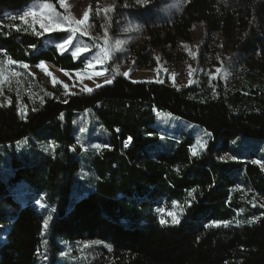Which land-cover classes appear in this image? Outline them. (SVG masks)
Wrapping results in <instances>:
<instances>
[{
  "label": "trees",
  "instance_id": "trees-1",
  "mask_svg": "<svg viewBox=\"0 0 264 264\" xmlns=\"http://www.w3.org/2000/svg\"><path fill=\"white\" fill-rule=\"evenodd\" d=\"M32 1L0 0V48L19 62L47 61L62 69L81 68L80 61L54 47L34 53L41 39L22 27L13 31L6 27L10 21H5L3 11L20 10ZM111 1L118 9L125 0ZM197 21L211 23L228 37L250 36L246 48L253 50L263 42L259 32L264 33V0H188L172 22H165L166 42L174 44L175 36L188 39ZM149 31L154 44L160 43L161 30L153 25ZM145 62L150 64V60ZM200 79L197 86L177 87L134 82L117 74L111 84L92 92L65 93L60 84L50 86L52 93L37 108L30 105L24 115L15 98L10 104H0V148L36 135L59 144L67 161L49 157L40 167L27 161L18 168L23 172L20 175L12 169L8 176L0 168V264H38L44 245L53 253L59 248L58 238L69 243H109L111 247L102 248L93 264H264V208L251 207L245 194L233 189L234 184L244 183L250 192L264 196V184L256 181H264V171L251 158L221 157L230 152L229 144L238 136L264 140V51L250 64L235 91L225 90L222 82L209 87L204 75ZM155 109L202 125L211 134L206 150L193 155L192 137L173 139L168 134L163 139H170L173 146L164 150L169 142L165 140L160 149H153L161 137ZM86 110L107 131L111 150L94 151L90 161L107 164L106 170L95 172V189L69 203L82 152L78 145L75 154L70 152L77 142L73 119ZM50 162V173L58 166L65 182L44 238L43 213L32 201H19L9 185L26 180V171H35L40 176L35 183L37 193L51 190ZM235 170L241 174L230 180L228 174ZM164 196L178 201L174 208L181 209L179 224L160 223L158 208L165 203ZM53 200L48 198L50 204ZM202 205L214 213L199 215Z\"/></svg>",
  "mask_w": 264,
  "mask_h": 264
},
{
  "label": "rangeland",
  "instance_id": "rangeland-1",
  "mask_svg": "<svg viewBox=\"0 0 264 264\" xmlns=\"http://www.w3.org/2000/svg\"><path fill=\"white\" fill-rule=\"evenodd\" d=\"M187 1L125 0L117 9L115 2L111 0H64L63 4L60 0H57V4L53 1L33 0L20 10L3 11L5 21L6 19L10 21L6 25L9 30H20L22 27L23 30L30 31L41 39V44L34 48V53L40 49L54 47L60 54L72 55L77 46L87 51L74 57L76 61L82 63L79 69H62L43 61L47 72L52 74L49 76L36 67L37 64L15 61L0 48V104H10L11 99L15 98L20 113L26 114L30 105L37 108L44 97L52 93L49 87L54 86L53 76L65 93L85 91V88L94 89L97 84L105 85L106 79L113 81L115 75L125 76L124 73H128L125 77L134 82H160L177 87L197 86L201 75H204L208 78V85L211 88H214L217 82H222L227 91L239 89L250 64L264 51V33L259 32L263 42L254 46L252 50L246 48L247 42L251 39L250 36L234 34L228 37L224 31L214 29L211 23L197 21L193 24L188 39L175 36L174 44L167 43V30L163 29L165 22H172ZM31 9L36 10L35 14H30L23 20L12 19V17L23 16ZM86 12L89 16L88 20L83 24L76 23L84 19ZM41 23L45 24L49 30L46 31L44 27H41ZM153 25L161 30V42L156 45L149 31ZM62 31L63 34L58 33ZM68 38L72 39V44L65 45L66 50L58 48V45L64 44ZM146 59L150 60V64L145 62ZM24 65L28 67L25 68ZM97 72L102 75H95ZM64 85H67V88ZM156 116L155 125L162 137L166 134L170 138L174 137L173 139L188 140L192 137L190 140L194 142L193 151L197 153L206 150L211 134L202 125L167 111L157 112ZM73 133L77 142L70 147V152L76 151V145L82 152L79 154L80 170L73 176L68 193L69 203L95 189L96 183L93 180L96 177L95 172L99 174V171L106 170L107 164L90 161L94 151L111 150L109 135L91 110L76 114L73 119ZM154 134V132L151 133V135ZM164 141L161 140L159 146L163 145ZM201 144H206V147H201ZM97 145L101 147H96ZM59 147L60 145L54 140L39 139L36 135L25 138L14 145L0 148V168L4 173L8 171L7 175L10 176L12 169L14 175L23 174L17 170L21 163L26 164L27 161L39 167L43 166L49 157L60 158L61 162H67L62 157L63 150H58ZM228 149L234 155L224 152L221 154L222 158L228 155L235 159L251 158L252 162H259L264 171V140L238 136L230 142ZM51 165L52 162L49 164L47 173V177L52 176L49 180L51 190L37 193L39 186L35 183L40 176L35 171H26L28 175L26 180L9 185L11 191L15 188L13 193L19 201L30 200L43 213L44 238L50 232V225L57 212L65 182L64 172L58 166L55 167L54 172L50 173ZM240 174L235 170L230 171L228 176L232 180ZM256 181L264 184L263 180L256 179ZM233 187L234 190H239V193L245 194H243L247 197L245 200L251 207L255 204V207L264 208L261 206L264 205L263 195L250 192V188L244 183L236 186L234 184ZM49 197L54 199L51 204L48 201ZM180 210V207L172 210L179 219ZM158 213L160 219L172 224V216L169 215L171 212H163V208L160 207ZM212 213L214 212L211 207L202 205L198 208V214L201 216ZM239 220L241 223L242 219ZM213 223L221 222H210V224ZM58 244L59 248L54 250V253L48 245H44L38 254V264H93L102 248L111 247L109 243L100 240L69 243L58 238Z\"/></svg>",
  "mask_w": 264,
  "mask_h": 264
},
{
  "label": "snow or ice",
  "instance_id": "snow-or-ice-1",
  "mask_svg": "<svg viewBox=\"0 0 264 264\" xmlns=\"http://www.w3.org/2000/svg\"><path fill=\"white\" fill-rule=\"evenodd\" d=\"M60 2L63 4L64 0H60ZM35 12H36L35 9H31L29 12H25V13L23 14V16H21V17H12V19H17V18H19V19H22V20H23L24 17H27V16L30 15V14H35ZM88 18H89V16H88V13L86 12V13L84 14V19H83V20H80V21H76V23H78V24H83V23H85V22L88 20ZM65 19H68V17H65ZM41 27H44L46 31L49 30V28H48L45 24H43V23H41ZM56 27L59 28L60 25H56ZM71 44H72V39H71V38H68L67 40L64 41V44L58 45V48H60V49H65V45H71ZM65 50H66V49H65ZM83 51H87V49H81L80 47L77 46V47L75 48V50L72 52V55H73V57H78V56H80V54H81ZM90 66H91V65H90ZM24 67L27 68L28 65H24ZM36 67H38V68H40L41 70L45 71L47 75L52 76V74H51L50 72H47V69H46V67H45V63H44L43 61H41L39 64H37ZM95 75L99 76V75H102V73L97 72V73H95ZM124 75L127 76L128 73H124ZM52 81H53L54 86L58 83V81L56 80V78H55L54 76L52 77ZM104 83H105V84H111V83H112V80H111V79H106V80L104 81ZM64 87L67 88V85H64ZM96 87L99 88V87H101V85L97 84ZM84 90H85V91H88V92H92V91H93L92 88H85ZM65 102H67V101H65ZM130 139H131V138H129V140H130ZM127 146H128L127 143H125V147H127ZM200 146H201V147H206V144H201ZM96 147H101V146H100V145H97ZM105 147H106V146H105ZM193 155H196V152H195V151H193ZM233 159H235V157H233ZM254 163H258V162H254ZM193 191H195V190H193ZM189 195H191V193H189ZM253 206L255 207V204H254ZM261 206L264 207V205H261ZM169 215L172 216V221H171V223H172L173 225H175V224H179V223H180L179 218L176 216L175 213H169ZM253 219H255V218H253ZM250 222H251V221H250ZM160 223H161V224H166L167 221H165L164 219H161Z\"/></svg>",
  "mask_w": 264,
  "mask_h": 264
},
{
  "label": "crops",
  "instance_id": "crops-1",
  "mask_svg": "<svg viewBox=\"0 0 264 264\" xmlns=\"http://www.w3.org/2000/svg\"><path fill=\"white\" fill-rule=\"evenodd\" d=\"M19 62V61H18ZM22 63H26V64H30L29 62H22ZM158 111H156V113H157ZM160 140H167V141H169L168 143H167V148H165L164 150H167L169 147H172L173 146V144H172V142H171V140L170 139H163V137L161 136L160 138H159V140L158 141H156V143L154 144V145H152L153 147V149H157V148H159L160 149V147H159V143L161 142ZM173 140V139H172ZM128 143H131V140H129L128 139ZM231 156H233V155H231ZM231 156L230 155H228L227 156V158H231ZM166 198V199H165ZM162 201L163 202H165L163 205H162V208H163V212H171V213H173V209H174V206L178 203V201H176V199L174 198V197H172V198H168V196H164V197H162Z\"/></svg>",
  "mask_w": 264,
  "mask_h": 264
}]
</instances>
